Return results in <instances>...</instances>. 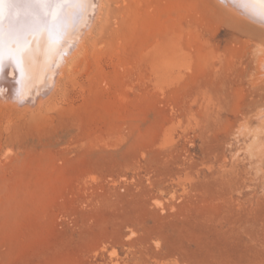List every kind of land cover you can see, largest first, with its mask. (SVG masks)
<instances>
[{
	"label": "rangeland",
	"instance_id": "rangeland-1",
	"mask_svg": "<svg viewBox=\"0 0 264 264\" xmlns=\"http://www.w3.org/2000/svg\"><path fill=\"white\" fill-rule=\"evenodd\" d=\"M132 1L46 103L0 106V264H264V28Z\"/></svg>",
	"mask_w": 264,
	"mask_h": 264
},
{
	"label": "bare ground",
	"instance_id": "bare-ground-1",
	"mask_svg": "<svg viewBox=\"0 0 264 264\" xmlns=\"http://www.w3.org/2000/svg\"><path fill=\"white\" fill-rule=\"evenodd\" d=\"M124 1L127 13L122 26L129 29L128 16L139 12L134 10V1ZM226 1L233 6L229 8L237 9L238 15L264 28L260 19L264 13L261 0H249L247 10L233 0ZM109 10L110 0H16L15 4L4 0L0 4V106L31 108L30 104L45 102L42 99L51 90L59 89L61 78L73 61L97 44L94 33L103 27L102 33L107 34ZM257 67L258 79L264 81L262 47ZM53 79L55 87L49 88ZM262 110L258 118L264 124Z\"/></svg>",
	"mask_w": 264,
	"mask_h": 264
},
{
	"label": "snow or ice",
	"instance_id": "snow-or-ice-1",
	"mask_svg": "<svg viewBox=\"0 0 264 264\" xmlns=\"http://www.w3.org/2000/svg\"><path fill=\"white\" fill-rule=\"evenodd\" d=\"M10 3L15 4L16 0H9ZM236 5L244 10H247V5L249 0H233ZM262 3H264V0H261ZM4 3V0H0V4ZM261 22H264V13L260 14Z\"/></svg>",
	"mask_w": 264,
	"mask_h": 264
}]
</instances>
